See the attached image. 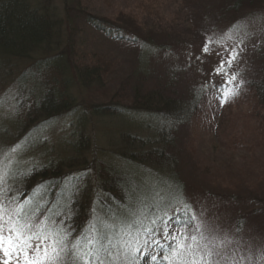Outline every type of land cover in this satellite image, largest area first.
<instances>
[{"label": "trees", "instance_id": "obj_1", "mask_svg": "<svg viewBox=\"0 0 264 264\" xmlns=\"http://www.w3.org/2000/svg\"><path fill=\"white\" fill-rule=\"evenodd\" d=\"M51 1L0 0V88L8 84L5 77L9 79L13 68L28 64L12 81L18 92L6 102L9 112L5 121L11 124L6 133L10 134L13 127L15 138L8 149L12 153L26 145L28 150L17 164L13 163L10 172L11 159L2 158L0 218L8 225L5 231L12 227L25 238L39 236L55 245V253L61 248L63 255L76 252L80 260L85 258L83 264H184V253L198 255L201 263L215 264L209 233L212 230L204 222L216 223L217 219L218 229L227 234L223 236H233L220 250H239L242 259L236 261L241 263L246 262L244 258L252 250L264 256V185L243 181L245 189L236 184L229 190L232 198L222 194L215 197L230 207L208 215V200L200 197L193 201L198 203L197 209L177 169L178 151L184 140L172 133V123L178 129L182 124L194 127L200 121L210 123L217 104H222L220 110L228 114L226 103L244 105L247 110L243 116L251 126L246 127L247 131L233 133L228 151L239 150L254 161L258 160L256 152H264V0H175L174 9L166 5L168 2L153 0L142 4L143 16L138 20L115 9L107 8L114 16L84 9L92 0H58L59 14L49 8ZM99 1L109 7L105 0ZM85 29L102 40L121 41L131 51L133 62L128 63V73L123 78L117 75L121 70L115 54H91L85 49L80 60H72L75 54L70 52L76 46V37ZM220 52L229 55L223 57ZM174 56H184L188 62L172 65ZM189 74L198 80L187 100L180 97L178 82L186 81ZM169 83H175V89ZM92 89L103 91L105 97L121 95L117 102L127 105L121 107L110 100L88 107L82 94ZM124 111L129 113L127 117L165 122L138 124L134 120L126 128L123 122L106 121L105 116L116 117ZM92 112L103 119L102 129H114H110L111 142L105 146L115 149L113 142L121 145L112 155L117 167L134 175L125 184L134 188L132 205L127 204L121 180L95 157L98 146L94 149L89 138L84 137L85 116ZM56 127L71 131L62 139V156L67 157L60 160L50 153L44 156L41 138L32 139L37 137L35 131L53 134ZM2 130L0 142L7 139ZM138 134L146 135L145 139H139ZM94 136V142L102 144L104 136ZM49 138L44 144L46 141L48 145ZM31 142L39 145L33 148ZM189 150L193 151L191 147ZM231 164L232 161L218 162L227 170ZM85 174L86 185L81 179H73ZM259 174L264 179V170ZM255 175L254 171L250 177ZM158 178L162 180L158 182ZM168 217L173 219L168 221ZM169 231L173 235L183 232L188 237L196 236L195 241H178L190 245L191 251L185 247L177 255L180 249ZM153 239L158 244L149 246ZM257 247L261 249L255 250ZM153 255L157 257L155 261L151 259ZM259 261L264 264V259Z\"/></svg>", "mask_w": 264, "mask_h": 264}, {"label": "rangeland", "instance_id": "obj_2", "mask_svg": "<svg viewBox=\"0 0 264 264\" xmlns=\"http://www.w3.org/2000/svg\"><path fill=\"white\" fill-rule=\"evenodd\" d=\"M101 1H104V0H101ZM151 1L153 0H105L104 2L108 3L109 7L108 6L103 7L102 2H100L99 0L96 2L92 0V2L89 3L88 5L84 4L85 7L83 8L87 10H99L102 12V13L101 12L99 13L101 16H103V14L114 16L115 13L112 10H107V8L115 9V11L117 12L120 11V13L123 12V14L130 13V15L133 18L135 17L134 19L138 20V19H142L141 17L143 16V13L140 11L142 10L141 9L142 4L143 6H145ZM157 1L162 4H165L166 2H168L166 5L167 6L170 5L172 9H174L173 3H177L175 0H157ZM34 7L38 8L36 6ZM49 8L55 11L57 10V12L61 14L60 3L58 0H52L50 2ZM165 19L166 18L163 19L164 22L167 21V19L166 21ZM126 20L129 23H132L130 19H126ZM73 23L80 24V22L78 21H74ZM75 42H76V46L73 49V51L70 52L71 54H75V57L72 58V60H75L78 57H80L79 58L80 60L82 57V52L85 49H87V51L91 54H93L94 52L95 53H107L109 56H112V55L114 56L115 54V58L120 63L119 70H121L120 71L121 74H117L119 78L120 77L123 78V76L128 73L127 72L129 68L128 63H131V60L133 62V59H132L133 55L131 54V51H128L125 49V46L123 45L121 41L115 42V43L105 41V40H102L101 38L95 37V35H93L89 30L85 29V31L81 32L79 36L76 37ZM220 55L223 57L224 56L227 57L229 53L226 54V53L220 52ZM185 56L189 58V55L185 54ZM230 56H232V54H230ZM177 57L178 56H174L171 59L170 64L174 65L178 61L188 62V60H186L184 56L183 58H180V59H177ZM124 63L126 64L125 66H123ZM182 64H185V63H182ZM25 67H28V64L25 66H19L15 70L13 68L12 71L10 70L12 73L7 72L6 74L10 73L11 75L9 79H6L5 77V81L8 82V84L5 87L2 86V88H0V130L3 129L2 132H5V133H6L7 128L11 126V124L8 123V121L7 122L5 121V119H8L7 114L9 112V107H8L9 105L6 102H8L9 100L11 101L12 97H15L19 89L17 84L12 83V81L14 79H17L18 76L22 74ZM189 77L190 78H188L186 81L180 80L178 82L180 90L182 91V93H179V95L180 97L182 96L187 97L185 98L187 100L189 99L190 95L194 92L191 90L193 88H196L194 86H195V82H197L198 80L194 77V75L189 74ZM164 80L167 82L166 79ZM115 83L119 84L118 81H114V84ZM107 84L109 83L107 82ZM170 85L172 86L173 89H175V86H174L175 83L170 84ZM179 87H177L178 90H179ZM177 91L175 92L177 93ZM185 94H187V96ZM82 96H84L85 101H86L85 105H87L88 107L93 106L96 103L98 104L100 102H108L110 100H115L117 102L119 101V98H121L120 97L121 95L119 96L116 95L115 97L114 94L111 95L110 97H105L103 91H98L97 89H92L90 91L86 90L85 94H82ZM117 103L121 107L127 105L123 101H120ZM220 105L222 106V104H217L215 108H213L214 109L213 117L210 123L206 122L203 124V122L200 121V124L198 123V125L194 127H189L188 124L187 126L182 124L179 129L176 126V124L172 123V126L174 128V131L172 133H174V136L176 138L180 137V139L184 140V142L180 145V149L178 151L179 158H180V162L177 161V169H178L179 176L181 180L183 181L185 190L186 191L188 190L187 194H188L189 199L192 200L191 202L194 203L197 209H198V203L193 202V201L201 200L200 197L208 200V207H207L208 215L214 214V210H220V209L223 210L222 207H230L227 203L225 204L223 200L220 201L219 199L215 197L220 198V194H222V196H225V198L226 197L232 198L231 197L232 195L229 194V190L235 188L236 184H239L237 186L239 189H245L243 187V184L241 183L243 181L246 183V180H249L251 183H255L256 185H264L263 184L264 179L259 174V173L262 174V171L264 170V152L262 151L256 152L255 156L258 157V160L254 161L252 156L250 157L249 155L245 156L244 155L245 153L239 150L237 151L229 150L228 151L229 149L228 146L229 144H231L233 133L240 132V131L241 132L247 131L248 129H246V127L251 126L250 120L245 119L243 116V114L246 113L247 107L244 105H241L238 107V105L236 106L235 104L230 105L229 103H226L225 106L227 105L229 106L228 107L230 111L229 113H231V114H228L226 111L220 110ZM91 114H93V116ZM118 115L119 116H116V117H109V116L106 117L105 116V118H107L106 121L107 122L114 121L112 123H115V124L117 122H123V125H125L126 128L128 127V125L126 124H130V122H133L134 120H136L138 124H139L138 121H141L144 123H148V122L151 123L153 121V119L151 120L150 118L136 116V115L127 117L129 113L126 111L121 112ZM221 115L223 116V118H221ZM56 122L60 123V121H56ZM103 122H104L103 119L100 116H97V115L95 116L94 112L86 115L85 116L86 124L83 126L84 127L83 131L85 132L84 137L89 138L90 142L92 143V147L94 149L96 146H98L97 148L98 152L95 154V157L97 158V160L98 159L103 160L104 163L110 169L113 170V172L115 173L114 174L115 177L121 180L119 184L125 187V190H126L125 196L128 198L127 204L130 203V205H132L131 196L134 192V188H132L133 186L131 188H128L130 185H125V184L128 183L131 177H133L134 175L132 171L128 170L126 172H122V170L117 167L116 165L117 161L115 160V158L112 157V155L116 154V152L118 151L117 150L118 147L120 148L121 145L113 142V146L114 147L117 146V148L115 149H109L107 148V146H105L111 142L110 138L112 136V132H110V129L111 131L112 130L114 131V129L109 128L107 131H105V129H102ZM162 122H165V121H163L162 119L155 118L152 124L157 125ZM168 123H171V122L168 121ZM111 126H113V124ZM40 127H38V131ZM83 127L81 129H83ZM11 128H12L10 131L11 133L5 134L7 139H4L2 140V142H0V167H2V165L5 162V160L3 162L2 158L11 159L10 166H9V172L11 171L13 163L17 164L16 161L20 159L21 157L26 156L27 150H28V146L26 145L18 146V149L17 150L14 149L13 152L11 153V150L8 148L13 146L12 140L15 139L13 135L14 128L13 127ZM41 129L44 130L43 127ZM80 130H74V131L79 132ZM38 131L34 132L37 137H34L32 139L40 140L41 138L40 146L44 152L43 154L44 156L47 157L48 155L47 153H50L53 158L56 157V159L58 160L67 157V156H62L63 149H61L60 146H61L62 139L65 138L66 134L71 132L69 128L62 130L56 127L54 128L55 133L53 132V134L49 133L47 130L40 131V132ZM99 133H100V136H104L105 138V139L104 138L102 139L103 140L102 144L95 143L97 142V140H95L96 136L94 135H99ZM140 134H138L140 136L139 139L143 138L144 140L146 135L144 134L140 135ZM48 136L50 138L48 139L49 143L47 145L46 141L44 144V140ZM68 137H70V134ZM190 137L197 138V139H194L192 141L190 140L191 139ZM36 145H39V144H37L36 142L30 143V146H33V148H37ZM190 147L191 149H193V151L189 150ZM91 152L92 151H90V153ZM74 154H71L69 157L71 158ZM220 160L221 162L222 161L224 162L232 161V164H231L232 167L229 170H227V168L218 166V162ZM23 168L24 167L22 166L21 169ZM13 170L16 172V169H13ZM254 171L256 175L254 177H250ZM93 173H94L93 175H95L96 177V174L94 171ZM14 176H12L11 179H13ZM91 179L93 180V178ZM159 179L161 178H158V182H159ZM89 181H90V178H89ZM99 194H100V197L104 199L103 194L101 192H99ZM226 202L233 203L234 201L231 200V201H226ZM223 204H225V206ZM130 205H129V208L131 209V214H134L135 211ZM202 215L203 213L200 212L199 217H202ZM118 216L119 214L117 215V217ZM214 221L216 223H212L209 220L208 221L206 220L204 223L207 224L209 231L212 230L209 233L211 234V238H212L211 243L214 244V245H211V247L215 249V251L213 252V256L215 258V264H223V263L224 264H263V263H259L260 262L259 259L260 258L264 259V256L258 251L254 252L252 250L251 254L248 251V253L250 254L249 256L250 258L248 257L246 258V260L244 258V261L246 262L241 263V262H237L242 259L241 252L239 250L238 252L236 250L235 251L233 250L228 251L227 249L220 250L219 247L222 248L223 243H225L226 240L232 239L233 236L230 238L227 236H223L222 233H224L225 235L227 234L221 229H218V225L220 222L217 219H214ZM221 223H225V222H221ZM221 225L225 227V224H221ZM3 228H4V233L6 234L7 231H5V229L8 228V225L5 224L4 222H3ZM94 239H97V238H94ZM54 246H55L54 244L51 245L50 243L47 242L38 254L37 253L30 254L29 258L37 261V264H83L84 263L83 259L85 258L80 260L79 255L77 256L76 252L74 254L73 252H70L67 255H63L64 248H61L60 252L55 253ZM259 249L261 248L257 247L255 250H259ZM74 256L77 259H74ZM183 256H184V264H193L194 261L197 262V264H205V263H201L202 260L198 258V255L194 254L193 256H191L189 254L184 253ZM206 257H207L206 259H208L210 256L207 255ZM2 260H3V256L0 255V261ZM221 260H225V261H222L223 263H221ZM209 262H212V258L211 260H209ZM21 264H23V261H21ZM206 264H213V262L208 263V261H206Z\"/></svg>", "mask_w": 264, "mask_h": 264}, {"label": "snow or ice", "instance_id": "obj_3", "mask_svg": "<svg viewBox=\"0 0 264 264\" xmlns=\"http://www.w3.org/2000/svg\"><path fill=\"white\" fill-rule=\"evenodd\" d=\"M205 51L207 50L205 49ZM73 179H81L85 185L87 184V174H85L83 177H73ZM9 196L11 197V193H9ZM0 208H2V205H0ZM172 219L173 217H168V221H171ZM166 226H168L167 222ZM169 235L171 236L173 243L176 245V248L180 249V252H178L177 255H180L184 251L185 247L191 251L190 245H187L186 243H178L181 238H183L185 242L189 238L193 241L197 239L196 236L188 237L183 232H178L176 235H173L172 232L169 231ZM45 243L46 242L39 236L29 235L27 238H25L23 233L18 234L17 229L12 227H10L7 231V234H5L3 221L0 219V255L3 256V260L0 261V264H14V262L15 264H21V261H23V264H37V261L29 258L30 254H38L44 247ZM148 243L149 246L151 243L158 244V242H156L154 239ZM151 259L155 261L157 257L153 255ZM193 264H197V262L194 261Z\"/></svg>", "mask_w": 264, "mask_h": 264}]
</instances>
